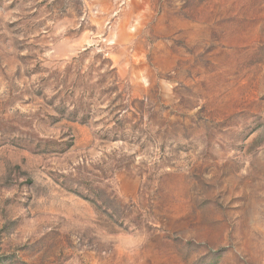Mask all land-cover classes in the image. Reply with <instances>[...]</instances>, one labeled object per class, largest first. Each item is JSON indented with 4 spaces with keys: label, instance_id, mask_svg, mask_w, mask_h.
I'll list each match as a JSON object with an SVG mask.
<instances>
[{
    "label": "rangeland",
    "instance_id": "374dc122",
    "mask_svg": "<svg viewBox=\"0 0 264 264\" xmlns=\"http://www.w3.org/2000/svg\"><path fill=\"white\" fill-rule=\"evenodd\" d=\"M0 264H264V0H0Z\"/></svg>",
    "mask_w": 264,
    "mask_h": 264
}]
</instances>
